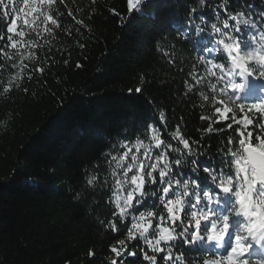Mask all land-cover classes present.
<instances>
[{"label":"trees","instance_id":"obj_1","mask_svg":"<svg viewBox=\"0 0 264 264\" xmlns=\"http://www.w3.org/2000/svg\"><path fill=\"white\" fill-rule=\"evenodd\" d=\"M218 2L207 0L202 14L208 21L214 20L210 5ZM14 3L22 6V0ZM191 3L148 0L142 15L129 16L126 0H65L63 5L57 0L61 27L39 38L43 46L34 49L35 61H24L28 68L21 73L19 87L0 94V124L6 121L0 127V264H110L111 259L117 264H147L141 259L143 243L126 240L128 221H117L115 233L108 227L113 219L108 186L89 188L86 178L106 175L102 154L116 152L125 137L143 138L141 125L159 126L164 139L180 125L190 141L204 145L201 165L213 163L227 141V129L205 131L211 121L200 117L213 116L214 107L201 100L198 90L211 93L206 84L195 85L192 79L193 73L197 78L205 75L204 66L197 63V48L170 27L172 14L183 15L184 5ZM229 10L257 15L264 10V0H230ZM153 13L156 21L150 19ZM10 16L15 19V14ZM20 16L18 26L23 25ZM9 23L0 12V34L5 38ZM158 42L169 57L157 51ZM37 67L43 73L36 72ZM16 71L0 69V89ZM186 81L194 85L190 93ZM161 110L165 123L159 120ZM229 122L213 127L222 129ZM120 239L136 257L116 258L110 252V246L123 247Z\"/></svg>","mask_w":264,"mask_h":264},{"label":"snow or ice","instance_id":"obj_2","mask_svg":"<svg viewBox=\"0 0 264 264\" xmlns=\"http://www.w3.org/2000/svg\"><path fill=\"white\" fill-rule=\"evenodd\" d=\"M147 2L126 0L128 15H142ZM59 3L63 5L65 0ZM206 4L207 0L185 4V13L174 12L169 23L177 36L197 48V63L204 66L205 75L197 78L193 73L192 79L195 85L206 84L211 93L210 97L198 90L201 100L214 107L213 116L200 117L201 121H211L205 131L229 130L214 162H198L205 155L204 145L190 141L180 125L170 139H164L159 126L149 123L139 126L143 138L125 137L116 152L102 154L106 175L93 173L86 178L89 188L108 186L107 204L113 217L108 227L115 233L119 230L117 221H128L126 240L143 243L141 259L147 264H264V86L257 102L241 103L242 96L237 95L246 93L252 82L264 85V10L257 15L232 12L230 0H219L210 5L214 20L208 21L202 14ZM0 12L10 19L6 38L0 34V41H4L0 53L5 59L0 69H18L0 89V94H7L13 86L19 87L21 73L28 68L24 61H35L34 49L43 46L39 38L45 33L52 36L54 29L61 27L62 13L57 0H22L20 7L14 0H0ZM21 13L23 25L18 26ZM150 19L156 21L157 14ZM48 43L45 39L44 44ZM156 47L162 51L159 42ZM162 55L169 57V52L163 50ZM35 71L43 73L44 69L37 67ZM28 79H32L30 73ZM185 83L187 92H192L194 85ZM141 90L135 89L137 93ZM238 113H242L239 118ZM165 115L164 110L159 112L161 123L166 122ZM229 120L222 129L213 127ZM5 126L6 121L0 124ZM118 243L123 247L110 246L116 258L136 257L125 239ZM110 264H117V259H111Z\"/></svg>","mask_w":264,"mask_h":264},{"label":"rangeland","instance_id":"obj_3","mask_svg":"<svg viewBox=\"0 0 264 264\" xmlns=\"http://www.w3.org/2000/svg\"><path fill=\"white\" fill-rule=\"evenodd\" d=\"M262 86H264V85H261V83L258 81L252 82V83H250L249 90L246 93H237V95L242 96V100L247 101L249 104L252 102H257L261 99L259 89Z\"/></svg>","mask_w":264,"mask_h":264}]
</instances>
